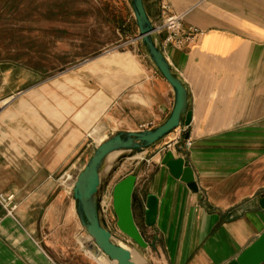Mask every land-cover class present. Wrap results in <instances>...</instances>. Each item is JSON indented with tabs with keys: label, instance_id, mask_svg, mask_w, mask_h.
<instances>
[{
	"label": "crops",
	"instance_id": "0c3cea01",
	"mask_svg": "<svg viewBox=\"0 0 264 264\" xmlns=\"http://www.w3.org/2000/svg\"><path fill=\"white\" fill-rule=\"evenodd\" d=\"M161 3L183 16L184 32L196 31L183 49H163L165 35L156 34L188 92L183 137L192 145L175 146L176 130L122 169L107 195L127 176L136 178L131 207L149 245L142 249L146 262L230 264L264 232L257 205L264 196V0H143L153 26L161 24ZM100 4V18L86 16L112 29L114 44L137 38L129 0ZM72 42L68 72L51 81L0 66V196L17 205L12 215L0 205V264H70L67 254L83 249L87 237L77 227L72 182L61 181L76 176L99 139L154 129L173 107L172 88L139 42L136 52L108 55L107 40L94 47L86 39L79 59L71 56ZM176 159L192 170L196 193L170 174L166 165ZM148 196L157 200L151 227L144 217ZM240 207L249 210L227 222Z\"/></svg>",
	"mask_w": 264,
	"mask_h": 264
},
{
	"label": "water",
	"instance_id": "95a60500",
	"mask_svg": "<svg viewBox=\"0 0 264 264\" xmlns=\"http://www.w3.org/2000/svg\"><path fill=\"white\" fill-rule=\"evenodd\" d=\"M129 2L138 29L137 42L141 44L156 70L172 88L174 102L169 116L158 127L140 132H117L104 138L93 147L88 161L74 177L70 193L75 203V213L82 233L89 238L95 249L108 262L115 264L135 263L131 260L130 253L115 242L117 240L113 239L108 227L105 199L110 180L126 160L134 159L179 128L189 126L191 119L188 112V92L183 83L174 75L162 53L156 33H154V26L144 8L143 0H129ZM112 155L117 156L114 164L110 167L108 159ZM166 166L175 179L185 183L191 191L195 193L198 191L194 174L185 165L183 159L169 161ZM104 171L107 173L102 177ZM135 181L136 178L129 175L113 187L112 209L120 232L140 249H146L149 245L136 227L132 214L131 205ZM257 205L258 210L264 211V196L258 199ZM246 210L249 209L245 207L235 209L226 215L225 220L231 222L241 218ZM156 212L157 200L153 196H148L144 213L147 227L154 224ZM136 252L138 253V251ZM230 264H264V232Z\"/></svg>",
	"mask_w": 264,
	"mask_h": 264
},
{
	"label": "rangeland",
	"instance_id": "374dc122",
	"mask_svg": "<svg viewBox=\"0 0 264 264\" xmlns=\"http://www.w3.org/2000/svg\"><path fill=\"white\" fill-rule=\"evenodd\" d=\"M100 2L102 0H0V66H16L24 72L34 74L35 78L38 75L40 81H51L58 74L64 75L69 70L70 41H73L72 43L75 40L77 41L75 43L77 50L75 53L71 52V56L76 54L78 59L86 53L84 50L86 39L94 47L100 45V43L104 44L107 40L110 45L103 54L116 55L129 50L136 52L134 37L129 35L128 38L114 44L116 36L112 29L106 31L99 26L100 21L93 19L92 15L86 16V13L93 14L97 12L96 17L100 18V12L104 10ZM91 29L92 31H90ZM101 31L103 35L98 34ZM87 32L95 35L88 37L86 36ZM105 32L106 35H104ZM90 138L89 135L88 139ZM183 140L186 139L183 137ZM90 152L84 155L83 160L88 158ZM114 160L115 157L109 162L108 166L111 167ZM133 161L132 159L124 162L110 180L109 184L111 186L120 171L129 168ZM83 163L84 161L81 167H83ZM106 173L107 171H104L102 177ZM70 178L72 182L74 175L63 179L61 181L62 185L67 187ZM112 190V188L109 190L107 197L110 206L106 220L113 239L123 242L133 251H138L139 254L137 255L143 258V250L117 228L112 209ZM77 227L81 228L79 221ZM88 243L91 245H88ZM81 245L86 253L77 245L75 252L71 251L66 256L70 258V264H109L88 238ZM135 255L136 258L137 255ZM153 261L152 263H155V257ZM147 263L151 264L150 262Z\"/></svg>",
	"mask_w": 264,
	"mask_h": 264
},
{
	"label": "built area",
	"instance_id": "2783aa9c",
	"mask_svg": "<svg viewBox=\"0 0 264 264\" xmlns=\"http://www.w3.org/2000/svg\"><path fill=\"white\" fill-rule=\"evenodd\" d=\"M160 16H161V24L154 26V33L157 35L163 33L165 35L164 40L162 41V48H166L168 46L174 47L176 49H183L184 47L190 45L196 35V31L193 29H189L187 32L183 31V16L177 15L171 11V8L166 3H161L160 5ZM134 41L137 42V39ZM5 106V102L0 101V113ZM180 132V137L174 141V145H178L181 140L184 144L185 150H189L192 145V142L189 139L183 140V136L187 131L186 127H181L178 129ZM108 195L106 196V208L105 215L107 216L109 201ZM0 205L6 210L8 215H12L17 210V205L13 203V197L0 196Z\"/></svg>",
	"mask_w": 264,
	"mask_h": 264
},
{
	"label": "bare ground",
	"instance_id": "6f19581e",
	"mask_svg": "<svg viewBox=\"0 0 264 264\" xmlns=\"http://www.w3.org/2000/svg\"><path fill=\"white\" fill-rule=\"evenodd\" d=\"M101 141H103V139H99V141H98V143H100ZM117 155H112V156H110L109 157V159H108V164H110L109 162L110 161H112L113 159H114V157H116ZM70 180H71V178H70ZM69 181V180H68ZM73 181L74 180H72V183L71 184H73ZM85 235V234H84ZM89 239V238H88ZM90 241V240H89ZM91 242V241H90ZM118 245H120V246H122V247H124L129 253H130V258H131V260L135 263V264H147V262H146V260H144L143 258H141V257H139V255H137L138 253L136 252V251H133V250H131V249H128L123 243H121L120 241H115ZM93 245V244H92ZM94 246V245H93ZM137 256H136V255ZM102 255V254H101ZM134 255L136 256V258L134 257ZM103 256V255H102ZM103 258H104V256H103ZM105 259V258H104ZM106 260V259H105ZM107 261V260H106ZM108 262V261H107ZM109 264H115V263H113V262H108Z\"/></svg>",
	"mask_w": 264,
	"mask_h": 264
}]
</instances>
